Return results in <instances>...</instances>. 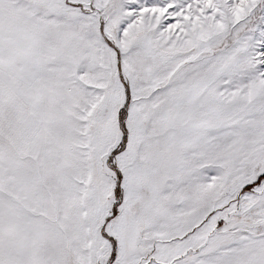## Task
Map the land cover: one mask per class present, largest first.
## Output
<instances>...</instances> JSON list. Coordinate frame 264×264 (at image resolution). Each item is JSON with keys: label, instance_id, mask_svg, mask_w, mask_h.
Listing matches in <instances>:
<instances>
[{"label": "snow or ice", "instance_id": "6c2138e0", "mask_svg": "<svg viewBox=\"0 0 264 264\" xmlns=\"http://www.w3.org/2000/svg\"><path fill=\"white\" fill-rule=\"evenodd\" d=\"M0 264H264V0H0Z\"/></svg>", "mask_w": 264, "mask_h": 264}]
</instances>
